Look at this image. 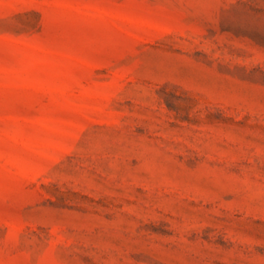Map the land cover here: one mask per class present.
<instances>
[{
    "label": "rangeland",
    "instance_id": "374dc122",
    "mask_svg": "<svg viewBox=\"0 0 264 264\" xmlns=\"http://www.w3.org/2000/svg\"><path fill=\"white\" fill-rule=\"evenodd\" d=\"M0 264H264V0H0Z\"/></svg>",
    "mask_w": 264,
    "mask_h": 264
}]
</instances>
